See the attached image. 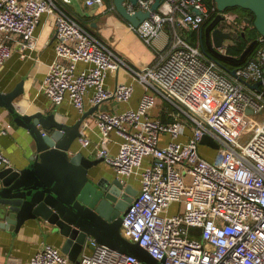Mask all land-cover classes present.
<instances>
[{"label": "built area", "instance_id": "built-area-1", "mask_svg": "<svg viewBox=\"0 0 264 264\" xmlns=\"http://www.w3.org/2000/svg\"><path fill=\"white\" fill-rule=\"evenodd\" d=\"M152 1L124 4L132 12L149 10ZM85 3L103 5L104 0ZM109 8L115 10L113 3ZM214 10L219 13L216 5L209 7L204 0H162L138 26H130L152 46L171 23L173 38L170 41L168 33V43L155 49L150 64L138 69L57 0H0V64L13 46L22 55L35 47L40 16H54L56 58L38 85L54 104L68 99L82 114L88 110L87 97L91 106L109 98L128 102L135 91L133 83L142 86L135 107L121 111L98 107L92 112L100 130L95 148L123 181L138 175L140 187L124 212L120 232L162 264H264V83L252 87L264 76V37H258L261 44L245 64L221 65L199 42L191 43L178 30L199 32ZM221 14L222 29L234 35L244 28L237 13ZM230 40L218 47L221 53H228L234 43ZM79 62L85 65L81 69ZM119 70L132 76L133 82L117 78L108 86V76ZM158 99L166 102L163 108L171 120L152 114ZM257 113L263 114L259 125L253 118ZM84 125L78 138L85 146L90 140L83 135ZM253 127L242 143L239 137ZM10 128L7 124L0 132ZM113 130L121 137L114 155L107 147ZM203 135L219 147L201 143ZM201 146L212 149L214 159L203 154ZM0 165H11L1 150ZM28 264L144 263L89 238L78 263L60 247L43 242Z\"/></svg>", "mask_w": 264, "mask_h": 264}, {"label": "water", "instance_id": "water-1", "mask_svg": "<svg viewBox=\"0 0 264 264\" xmlns=\"http://www.w3.org/2000/svg\"><path fill=\"white\" fill-rule=\"evenodd\" d=\"M126 0H111L116 12L133 27L156 10L162 0H153L149 10L128 11ZM136 3L137 0H128ZM217 13L202 32L201 48L219 61L225 59L239 65L254 48L257 39L238 55L223 54L218 47L232 33L219 26L222 12L229 7L240 6L250 10L253 26L264 37V0H214ZM218 58V59H217ZM233 71V69H230ZM263 79L252 84L258 88ZM23 93L22 82L8 91L0 89V105L6 107L13 121L27 129L32 137L34 151L29 163L22 168L13 165L0 167V227L18 231L27 221L48 226L63 239L60 249L75 263L83 244L89 238L120 252L132 254L144 264H162L138 241L125 238L120 227L125 210L135 192L116 173L109 178L95 166L102 157L90 158L81 150H73L81 135L80 126L86 116L97 110L99 104L80 115L73 123L57 119L54 113L20 112L14 100ZM247 112H252L248 108ZM201 143L218 148L219 143L203 135Z\"/></svg>", "mask_w": 264, "mask_h": 264}, {"label": "crops", "instance_id": "crops-1", "mask_svg": "<svg viewBox=\"0 0 264 264\" xmlns=\"http://www.w3.org/2000/svg\"><path fill=\"white\" fill-rule=\"evenodd\" d=\"M57 1L68 13L135 68L142 69L150 64L154 58L155 49L161 48L165 46V43H168V31L166 28L155 39L154 45L151 46L145 43L128 22L122 19L115 10L109 8L112 2H108V0H104L103 5H87L85 0ZM231 12L234 13L233 11ZM53 19L54 16L50 13H43L40 16L34 31L36 35L35 47L26 48L22 55L19 48L13 46L11 55L0 64V89L8 91L22 82L23 93L14 100V104L20 112L40 111L44 114L54 113L57 119L73 123L81 114L72 103L65 99L62 103L56 105L38 87L45 75L47 65L56 58L54 44L57 37ZM241 23H243V27L247 26V21L244 17H242ZM226 41L231 42L230 39ZM84 66L81 62L77 64L78 69ZM117 78L133 82L132 76L128 75L124 70H119L116 74L112 73L108 76L107 85H114ZM133 84L135 91L128 102H118L114 98H109L99 105V109L121 111L135 107L143 88L137 82ZM91 93L92 91H88V94ZM85 104L88 109L92 107L89 105L88 97ZM165 105L166 102L164 100L158 99L156 106L151 112L163 121H168L172 117L164 110L163 107ZM85 119L81 123V125H84L83 122H85L83 135L89 138L90 143L84 146L78 138L75 141L76 144L73 150L79 149L86 156L97 158L99 156L95 145L99 141L100 130L94 121L93 114L87 115ZM7 124H10L11 128L5 133L0 132V150L9 158L11 165L15 168H22L29 163V157L34 151L32 137L27 129L13 121L9 110L0 105V131ZM120 140L121 137L116 131L110 132V139L107 142L110 154L114 155L117 152ZM203 148L205 151L201 150L203 154H206L208 158L214 159V151L206 146H201V149ZM0 167L2 166L0 165ZM94 169L109 178L115 175L113 167L104 160L98 163ZM124 182L126 185H130L131 190L135 194L137 193L140 187L138 175H131ZM43 242L60 247L63 239L60 234L53 233L48 226H40L32 220L24 223L18 231L0 227V264H9L10 262L28 264L29 258Z\"/></svg>", "mask_w": 264, "mask_h": 264}, {"label": "trees", "instance_id": "trees-1", "mask_svg": "<svg viewBox=\"0 0 264 264\" xmlns=\"http://www.w3.org/2000/svg\"><path fill=\"white\" fill-rule=\"evenodd\" d=\"M204 1L206 2V4L209 7H211L213 5L214 6L216 5L214 0H204ZM108 2H111V0H108ZM225 11L236 12L239 22H241L242 17H244L246 19V21H247V26L244 27L242 30L236 31V33L233 35L234 43L230 44L228 46V48H227L228 54L238 56L242 52V50L248 45V43L250 41H252L254 39H257V42H256L254 48L252 49V51L250 52V54L246 57V59L244 60L243 63L239 64V65H243V64H245V62L248 59V57H250L261 44L258 41V37L260 36V34L256 30V28L253 26L254 15H253V13L250 10L242 8L240 6L229 7L227 9H225ZM215 15H216V13H215V10H214L212 12V14L210 15V17H208L207 19L204 20L203 24L204 23H208L209 21H211L214 18ZM165 28L167 29V31L169 33V40L171 41L172 38H173L172 37L173 28L171 26V23H167L165 25ZM178 30L180 31V33L182 34L183 37H185V38L189 37L191 43L195 44V43H198V41H199V43L201 41H203V36L198 31H185L182 28H180ZM210 56H211V54H210ZM219 61H221L224 64V66L228 67V68L239 66V65L231 63V62H229V61H227L225 59L219 58Z\"/></svg>", "mask_w": 264, "mask_h": 264}, {"label": "rangeland", "instance_id": "rangeland-1", "mask_svg": "<svg viewBox=\"0 0 264 264\" xmlns=\"http://www.w3.org/2000/svg\"><path fill=\"white\" fill-rule=\"evenodd\" d=\"M75 1V0H73ZM186 39L188 41H190V38L189 37H186ZM233 39V36L232 38ZM253 118L255 120V125H259L261 122H262V119H263V114H260V113H257V114H254L253 115ZM255 130V128H249L247 131H246V134L242 135L241 137H239V140L242 142V143H245L247 141V139L251 136V134L253 133V131ZM203 152L204 151V148L201 149Z\"/></svg>", "mask_w": 264, "mask_h": 264}, {"label": "flooded vegetation", "instance_id": "flooded-vegetation-1", "mask_svg": "<svg viewBox=\"0 0 264 264\" xmlns=\"http://www.w3.org/2000/svg\"><path fill=\"white\" fill-rule=\"evenodd\" d=\"M206 25H207V23L202 24V26L200 28L202 32L204 31V28L206 27ZM201 43L204 44L203 41L200 42V45H201ZM204 46H205V44H204Z\"/></svg>", "mask_w": 264, "mask_h": 264}]
</instances>
